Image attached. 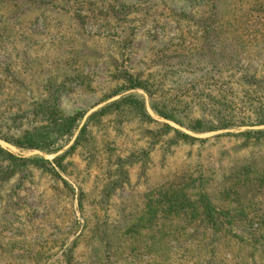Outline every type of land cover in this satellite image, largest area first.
Here are the masks:
<instances>
[{"label": "rangeland", "instance_id": "rangeland-1", "mask_svg": "<svg viewBox=\"0 0 264 264\" xmlns=\"http://www.w3.org/2000/svg\"><path fill=\"white\" fill-rule=\"evenodd\" d=\"M263 120L264 0H0V264H264Z\"/></svg>", "mask_w": 264, "mask_h": 264}, {"label": "trees", "instance_id": "trees-1", "mask_svg": "<svg viewBox=\"0 0 264 264\" xmlns=\"http://www.w3.org/2000/svg\"><path fill=\"white\" fill-rule=\"evenodd\" d=\"M130 87L131 88H141V89H144L147 91V88L146 86H144L141 82H137V81H130ZM137 100H135L134 98H125V99H122L118 102H114L110 105H107L106 107H103L101 108L98 112H96L95 114H102V113H105L108 109H111L113 107H118L119 105H122V104H128V105H135L136 108L139 109L140 113L141 114V117L142 118H145V119H149V116L145 113V111L143 110V104H141V102H136ZM41 115H43L45 118H46V121H47V125L46 127L47 128H53V129H56V131H63L65 132L66 134H69L71 132V127L73 126V123L75 121V118L76 116L74 117H63V116H58V111L57 109L55 108V105L54 103H49V104H46L44 106H42V111L39 112ZM161 117L165 118V119H169V120H172V118L170 116H167L166 114H162V113H158ZM174 121V120H173ZM175 122H177L175 120ZM259 125H264V120L263 121H260L259 122ZM202 127V121L201 120H194L191 124V126H189V129L193 132H205L207 131L205 128H201ZM165 128L167 129H171L169 126L165 125ZM85 129H81L80 133H82ZM175 133H177V135L183 137L184 139H187V140H194V138H191L190 136L186 135V134H183V133H180L176 130H174ZM249 134H263L264 131H257V132H248ZM78 138H79V135L77 136V139L75 141V143L71 146V149L74 148L75 144L78 142ZM5 141H8L5 139ZM16 146H19V147H26V148H37V144H35L33 142V140L31 139H28L26 140L25 143H21L17 140H11V141H8ZM0 156H2L3 158L11 161L12 163H16V162H33V163H38V162H44V163H48L47 161H43V160H30V159H25V158H19L17 156H14L13 154L9 153V152H6L5 150H3L1 147H0ZM63 158V156L61 157H58L55 159V162L57 164V168L61 171L64 170V167L61 165L60 161L61 159ZM49 164V163H48ZM49 170L56 174L55 172V169L51 166H49ZM57 175V174H56ZM65 183V182H64Z\"/></svg>", "mask_w": 264, "mask_h": 264}]
</instances>
